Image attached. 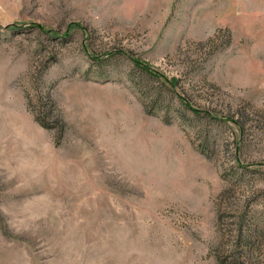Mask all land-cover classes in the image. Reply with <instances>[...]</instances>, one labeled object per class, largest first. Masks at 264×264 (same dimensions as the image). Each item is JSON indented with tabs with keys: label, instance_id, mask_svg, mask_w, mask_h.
I'll use <instances>...</instances> for the list:
<instances>
[{
	"label": "rangeland",
	"instance_id": "1",
	"mask_svg": "<svg viewBox=\"0 0 264 264\" xmlns=\"http://www.w3.org/2000/svg\"><path fill=\"white\" fill-rule=\"evenodd\" d=\"M0 264H264V0H0Z\"/></svg>",
	"mask_w": 264,
	"mask_h": 264
},
{
	"label": "trees",
	"instance_id": "2",
	"mask_svg": "<svg viewBox=\"0 0 264 264\" xmlns=\"http://www.w3.org/2000/svg\"><path fill=\"white\" fill-rule=\"evenodd\" d=\"M134 61V60H133ZM135 62V61H134ZM135 65L136 66H139L141 69H143L145 72H148V73H150V74H156V73H153L152 71H150L149 70V68L146 66V65H144V64H142V63H140V62H138V61H136L135 62Z\"/></svg>",
	"mask_w": 264,
	"mask_h": 264
}]
</instances>
